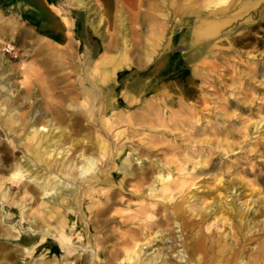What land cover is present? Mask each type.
I'll use <instances>...</instances> for the list:
<instances>
[{"label":"rangeland","instance_id":"374dc122","mask_svg":"<svg viewBox=\"0 0 264 264\" xmlns=\"http://www.w3.org/2000/svg\"><path fill=\"white\" fill-rule=\"evenodd\" d=\"M3 1L0 87H7L0 98V183H6L0 190V226L7 230L0 233L5 250L0 264H23L17 259L33 245L37 250L28 263L45 257L51 264H101L92 249L105 245L104 258L118 264H149L147 257L158 254L160 264H190L188 257L177 256L197 232L208 249L200 264H218L213 251L226 243L249 255L257 238L264 237V0H229L223 4L230 5L226 11L204 0H149L147 7L123 11L105 10L100 0H65L64 7H52L53 19L64 16L68 25L72 10L87 7L109 38L100 43V53H89L91 47L72 34L71 41H54L17 4ZM141 11L146 15L138 16ZM227 18L213 34H201L209 23ZM21 30L32 35L19 34ZM124 32L126 42L114 41ZM125 51V83L139 75L141 97L123 87L117 95L130 107L108 109L114 99L109 88L91 90V79L101 81V61L121 59ZM8 86L16 90L13 113L20 120L13 134L4 127L12 114ZM33 125L48 136L45 146L52 144L45 155L52 168L36 165L30 157L26 144L31 143ZM102 140L114 157L103 154ZM123 154L142 159L129 172H120L118 157ZM88 156L99 159L97 178L78 175V167L77 177L61 173L65 163L80 167ZM16 162L29 168L19 184L7 180ZM160 174L165 180H158ZM110 175L114 182L106 184ZM36 176L54 185L60 182L74 201L82 222L74 244L68 241L73 251L58 238L43 241L39 230L47 224L44 211L55 208L72 221L78 218L69 211L71 201L50 202L52 195H44ZM6 190L18 200H25L30 190L24 210L39 222L23 220L21 208L4 199ZM53 218L49 222L59 233L57 216ZM252 220L255 227H249ZM8 232L18 237H5ZM135 243V257L125 259V250Z\"/></svg>","mask_w":264,"mask_h":264},{"label":"bare ground","instance_id":"6f19581e","mask_svg":"<svg viewBox=\"0 0 264 264\" xmlns=\"http://www.w3.org/2000/svg\"><path fill=\"white\" fill-rule=\"evenodd\" d=\"M185 1V0H184ZM17 4L23 11V14L26 15L25 10H26V5L24 4L25 2H27V0H4L3 4H12V3ZM189 2V1H188ZM229 2V0H204L205 5L207 4L210 7H217V10L219 11H226L230 8V5L223 6V4ZM201 3V2H200ZM193 8V7H190ZM216 11V9H215ZM213 13H216V12ZM218 11V13H219ZM217 13V14H218ZM219 16V15H218ZM221 21H216L215 22H211L209 23L207 29H205L201 34L204 33H209V34H213V32L217 31V29L220 28V26L222 25V23H224L225 21H228L229 18L227 19H220ZM102 22V21H101ZM230 22V21H229ZM202 23V21H201ZM227 23V22H226ZM206 33V34H207ZM19 34L22 35H30L31 33L29 31H24L21 30L19 31ZM197 34V33H196ZM32 35V34H31ZM198 35V34H197ZM206 36V35H205ZM196 39V38H194ZM8 50V49H7ZM0 57L2 58V54H0ZM128 61V57L126 55V53L122 56L121 59H111V58H105L103 59V61H101V66L98 68L99 73L102 76V80L100 81V79L98 78H93L91 79V84H90V88L91 90H94L95 88H99L101 90H103L104 88H109V93L112 95V97L114 99H112V102L110 104H108L107 108H114L116 109V107L118 108L119 106H127L130 107V104L128 101H125L123 98L120 97L121 94L117 95L118 93H120V89H122L123 87L125 88L124 91L126 93H130L132 94L134 97L137 96V98L141 97L139 96L138 92L141 93V90L139 87H137L136 85H138L141 82V77L139 75H132L130 77L131 81H128L125 83L126 81V70L123 69V67L127 64ZM121 69V70H120ZM116 81H113L115 80ZM131 85V86H130ZM133 86V88H132ZM7 87L6 83H1V87H0V98H1V92L2 90H5V88ZM8 91L7 94H9V99L6 100L7 104L9 105L10 103V111H11V115L5 120L4 123V127L5 129L8 130V132L12 133L16 130V124L20 121L17 120V113H13L14 110L17 109V105L16 103H14V95H15V91L13 90V86L10 87L8 86ZM124 92V93H125ZM27 97V96H26ZM117 97V98H116ZM28 98V97H27ZM25 99V98H24ZM140 99V98H139ZM22 116V115H21ZM1 118V116H0ZM23 118V117H21ZM25 125V124H24ZM46 124L45 126H43V128H46ZM26 127V125H25ZM34 127V131L31 132L30 134V141L31 143L26 144V146L28 147V152H30L31 156L30 157H34V161L37 164L40 165H44L47 164L48 168H52V164L48 163L46 161V156L45 155H50L49 148L52 147V144H48L47 147L45 146L47 144V142L45 143V139L48 138V136L46 137V134L44 135L43 133H40V129L37 127H35V125H33ZM24 128V127H23ZM43 130V129H42ZM41 130V131H42ZM63 131V130H62ZM65 131V130H64ZM63 131V132H64ZM120 132V130H119ZM118 132V133H119ZM69 133V132H68ZM117 133V134H118ZM13 134V133H12ZM63 134V133H61ZM70 134V133H69ZM116 134V135H117ZM1 142V141H0ZM77 142V141H76ZM49 143V142H48ZM99 146L101 147V150L103 149V154L104 155H112L109 149V144L106 140H102L99 141ZM111 143V142H110ZM73 144V143H72ZM120 145V144H119ZM71 147V146H70ZM80 147V146H78ZM43 148L45 149V154L43 153ZM71 149V148H70ZM113 149H115L113 147ZM51 151V150H50ZM78 152V151H77ZM122 153V152H120ZM119 153V154H120ZM70 155V154H69ZM68 155V156H69ZM113 156V155H112ZM29 157V158H30ZM58 157V156H57ZM114 157V156H113ZM56 158V157H55ZM57 159V158H56ZM71 159V158H70ZM119 160H122V163H120L118 165V171L120 172H129L130 171V167L133 163L138 162L140 159H142L141 157H136V155L131 154V156L125 155L123 154L122 156L118 157ZM80 160V159H79ZM82 160V159H81ZM56 161V160H54ZM99 162L98 158H95L93 156H88L85 157V161L82 163V165L79 167V163H75V162H69V163H65L62 167V171L61 173H65L67 175H70L71 177H77V173L74 171L76 167L79 168L78 170V175L81 176H86L87 174H91L89 175L90 177H88L87 179L90 180L91 178H97L99 175H96L97 173V164ZM102 163V162H101ZM141 163V162H140ZM27 166V165H26ZM31 166V165H30ZM24 164L22 165L21 162H16V164L14 165L10 175L7 177V180L12 181L13 184H19V182L26 176L25 171L29 170V168H27L26 170H24ZM77 168V169H78ZM112 170V169H111ZM132 170V169H131ZM103 171V170H102ZM104 172V171H103ZM138 172V171H137ZM56 173V171H55ZM108 175V174H107ZM131 175V174H130ZM62 176V175H61ZM133 176V175H132ZM54 177H59V176H54ZM102 177V176H101ZM2 178V177H1ZM4 178V177H3ZM142 178V177H141ZM165 175L164 174H160L158 177L159 181H163L165 180ZM85 179V177H84ZM26 181V180H25ZM41 188H43V190L45 191L44 195L49 196L52 195L51 197V201L52 203H61V202H66V201H71V205L69 204V211L72 213H75V215L78 216L77 210H75V206H74V201L69 200L67 198V196L65 194L66 193V186L64 187V185H60V182H57L55 185L53 183V181L50 180H46L44 179L43 181H41V179L39 178V176L35 177L34 180ZM67 181V180H66ZM173 181V180H172ZM114 180L112 178V176H108L105 178V183L106 184H111L113 183ZM6 183V179L5 181L0 183V190H2L3 186ZM64 183V182H63ZM161 183V182H160ZM176 183V182H175ZM183 183V182H181ZM12 184V187H13ZM70 184V183H69ZM169 184V182H168ZM27 186V185H26ZM72 189V188H71ZM75 189V188H74ZM78 189V188H77ZM169 188H165V192L168 190ZM164 190V189H163ZM75 193L74 191H71L70 193H68V197H72ZM26 199L25 200H18L17 198L11 197L10 193L6 190L3 193V197L4 199L8 200L11 199V203L10 206L13 208L14 206H18L19 208H21L22 210V216L24 217L23 220H28L29 219H34V216H30L28 215L27 212H25V208L27 206V204H25L27 202V200H30V196L31 191L30 190H26ZM173 193L171 192V195ZM88 195V194H87ZM232 195V194H231ZM235 195V194H234ZM86 197V196H85ZM172 197V196H171ZM79 198V197H78ZM170 198V197H169ZM3 200V199H2ZM78 200V199H77ZM125 200V199H123ZM116 202V201H115ZM6 202H3V206L5 205ZM122 203V202H121ZM68 204V203H67ZM66 204V206H67ZM138 204V203H137ZM43 205H45L46 207H50L48 206V204L46 202H43ZM58 205V204H57ZM78 205V204H77ZM60 206V205H59ZM55 207V206H54ZM28 209V208H27ZM67 209V208H66ZM29 210V209H28ZM36 210V209H35ZM106 210V209H105ZM239 210V209H238ZM116 211V210H115ZM114 211V212H115ZM209 212V211H208ZM55 215L57 216V229L58 232H55V230L52 229L51 227V222H49V219L55 217ZM115 215V214H114ZM239 215V214H238ZM11 217H13V215H10ZM41 216V214H40ZM112 216V215H111ZM116 216V215H115ZM152 216V214H151ZM30 217V218H29ZM117 217V216H116ZM150 217V216H149ZM197 217V216H196ZM148 218V217H147ZM54 219V218H53ZM102 219V218H101ZM149 220L151 218H148ZM154 219V218H153ZM156 219V218H155ZM241 219L244 218L242 217ZM20 220V221H23ZM35 222H39L38 219H34ZM44 222H46V225H41L42 228L40 227L41 230H39L42 233V238L44 242H47L48 239L50 237H54V238H58L59 242L61 243L60 245L64 246L65 249L67 251H73L72 247L70 246V243L68 244V241L71 242V244H74L75 240L79 234H77V230L81 225L82 220L80 218H78V220L76 219L75 221H72L71 219H68L67 215L64 216L62 213L58 212L55 208H50L49 211H44V216L43 219ZM55 220V223H56ZM194 220V219H193ZM199 220V219H198ZM201 220V219H200ZM151 221V220H150ZM242 221V220H241ZM253 220L251 221V223L249 224L250 226H253ZM33 226V225H32ZM54 226V225H53ZM56 226V224H55ZM255 227V226H253ZM252 227V229H253ZM35 228V227H34ZM54 228V227H53ZM56 228V227H55ZM88 228V227H87ZM56 229V230H57ZM84 229V228H83ZM116 229V228H115ZM131 229V228H130ZM129 229V230H130ZM6 229H4V226H0V233L6 231ZM119 231V230H118ZM30 232V231H29ZM32 232V231H31ZM30 232V234H31ZM38 232V231H37ZM123 232V231H122ZM128 233V232H127ZM107 234V233H106ZM121 234V233H120ZM2 234H0L1 236ZM88 235V234H87ZM99 235V234H98ZM125 235V234H124ZM193 238H192V242L188 243V245L184 248V250L179 251L178 254V258H180L181 260H184L186 257H188L190 260L189 262H191L190 264H200L202 262V259L204 258V254L206 251H208L205 241L203 239V236L197 232L195 234H193ZM9 239L11 238H17V235H11L9 232L7 233V235L5 236ZM81 237H85L84 234H82ZM100 237V236H99ZM125 237V236H124ZM154 237V236H153ZM73 239V241H71ZM82 239V238H81ZM88 239V238H87ZM112 240L114 239V237L111 238ZM57 240V241H58ZM110 240V238H109ZM257 244L254 248V250L247 256H245L243 253L241 252H237L235 251L234 247L231 246L230 244L226 243V244H221L220 248L217 250L213 251V256H214V262L216 261L218 264H264V237L257 238ZM53 242V241H52ZM103 242V241H102ZM137 242V241H136ZM7 243V242H6ZM10 243V242H9ZM95 243V242H94ZM105 243V242H104ZM124 243V242H123ZM138 243V242H137ZM135 243L134 244V248L132 250L126 249L124 254H125V259L127 260H131L132 258L135 257V254L137 253V248L139 247V244ZM120 244V242H119ZM99 245V244H98ZM150 245V244H149ZM77 246V245H76ZM132 246V245H131ZM60 247V246H59ZM93 248V247H92ZM151 248V247H150ZM105 249H107V247L99 245L98 249H92V255L99 258L100 263L101 264H118V263H114L113 260L115 259H107L106 257L104 258V256L107 254L105 252ZM123 249V248H122ZM170 249V248H169ZM37 250V246L33 245L29 248L26 249V252L23 254L22 257H20L19 259H17V263H23V264H51L49 261H47L45 259V257H42L40 259V261H34V262H30L28 263V260L30 259V257H33L35 251ZM85 250V249H84ZM153 250V248H152ZM4 247L3 245L0 246V256L4 255ZM154 251V250H153ZM116 252V251H115ZM123 252V251H122ZM144 252V251H143ZM150 252V251H149ZM68 253V252H67ZM71 253V252H69ZM76 253V252H75ZM109 253V252H108ZM73 254V253H72ZM148 254V253H147ZM89 256H91V254H89ZM89 256L87 257V259L89 258ZM111 258V257H110ZM161 256L160 254L158 255H153V256H148L147 259H150V263L149 264H160L158 262V259H160ZM96 260V259H95ZM123 260V259H122ZM59 261V260H58ZM94 261V260H93ZM169 261L168 260H163L161 263L162 264H167ZM181 262V261H180ZM58 263V262H57ZM67 263V262H66ZM65 264V263H64ZM121 264V262L119 263ZM140 264V263H138ZM171 264H177V262H171Z\"/></svg>","mask_w":264,"mask_h":264},{"label":"crops","instance_id":"0c3cea01","mask_svg":"<svg viewBox=\"0 0 264 264\" xmlns=\"http://www.w3.org/2000/svg\"><path fill=\"white\" fill-rule=\"evenodd\" d=\"M64 1L65 0H27V2L24 3L26 5V15L23 14V16L26 17L29 22L39 25L43 33L54 41H71L74 36L76 41L91 47L89 53H100L102 48L100 43L109 41V38H107V31H101L98 25L92 21L88 15L87 7H74L76 10H72V13H69L71 17L69 19V25L67 21H64V16H61L58 21L55 20L57 18L56 16H54L53 19L52 7H61ZM82 1L84 3L86 2V0ZM100 2L103 4V7H105V10L108 11H115L118 9L123 11L132 6L142 9L149 4V0H100ZM142 15L146 14L142 11L138 13V16ZM107 16L109 17L110 13H107ZM115 16L114 13L113 17L115 18ZM70 34H72V37ZM127 40L128 38L125 32L121 34L118 39H114V41L118 42H126ZM124 53L127 52L125 51Z\"/></svg>","mask_w":264,"mask_h":264}]
</instances>
